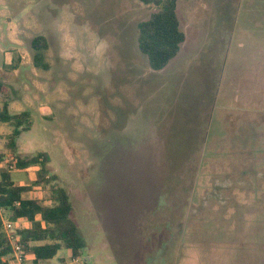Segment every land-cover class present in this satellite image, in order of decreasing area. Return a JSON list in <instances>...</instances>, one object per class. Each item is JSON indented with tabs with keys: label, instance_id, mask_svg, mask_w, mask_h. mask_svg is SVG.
<instances>
[{
	"label": "rangeland",
	"instance_id": "obj_1",
	"mask_svg": "<svg viewBox=\"0 0 264 264\" xmlns=\"http://www.w3.org/2000/svg\"><path fill=\"white\" fill-rule=\"evenodd\" d=\"M154 10L0 0L12 53L0 76L10 113L32 121L15 150L0 121V172L32 185L37 168L17 163L47 153L86 241L80 258L63 248L43 264H264V0H178L186 41L158 71L139 48ZM37 36L48 69L34 63ZM50 195L44 184L26 194Z\"/></svg>",
	"mask_w": 264,
	"mask_h": 264
},
{
	"label": "trees",
	"instance_id": "obj_2",
	"mask_svg": "<svg viewBox=\"0 0 264 264\" xmlns=\"http://www.w3.org/2000/svg\"><path fill=\"white\" fill-rule=\"evenodd\" d=\"M152 5L155 10L150 18L139 23V48L148 57L150 67L155 70L166 68L178 55L186 34L181 29L178 11V0H139ZM35 51L36 67L48 69L44 62V51L47 41L44 36H37L32 41ZM8 87L0 82V94L3 95V109L0 110V121L15 127L9 135V148L15 150L16 139L23 131L32 128L29 112L11 114L9 112ZM50 157L45 152L21 159L18 169L36 167L38 177L30 185L16 184L10 169L0 172V264H9L11 246L4 230L3 216L12 222L25 220L29 224L21 227V242L28 254L33 255L35 264H43L54 259L60 250L71 251L74 259H78L86 248V241L72 218L73 204L68 191L58 183L56 174L50 175L48 163ZM41 184L49 185L51 195L48 200L27 197L33 187Z\"/></svg>",
	"mask_w": 264,
	"mask_h": 264
},
{
	"label": "built area",
	"instance_id": "obj_3",
	"mask_svg": "<svg viewBox=\"0 0 264 264\" xmlns=\"http://www.w3.org/2000/svg\"><path fill=\"white\" fill-rule=\"evenodd\" d=\"M13 168V165L11 166ZM4 230L8 237L11 246V260L9 264H25L28 257V252L25 250V246L21 242V236L19 229L21 228L17 222L7 220L3 216Z\"/></svg>",
	"mask_w": 264,
	"mask_h": 264
},
{
	"label": "crops",
	"instance_id": "obj_4",
	"mask_svg": "<svg viewBox=\"0 0 264 264\" xmlns=\"http://www.w3.org/2000/svg\"><path fill=\"white\" fill-rule=\"evenodd\" d=\"M12 33V32H11ZM10 33V34H11ZM10 34H8V35H10ZM8 38H11L10 36L8 37ZM3 42H5V32H1L0 33V54L2 55V54H4V59H2V57H1V55H0V63L2 64V65H0V70H3V67H5V59H6V63L7 64H10L11 63V61H9V58H10V55L12 54L11 52H5V46H3ZM253 42H258V41H253ZM20 69V68H19ZM19 69L16 67L15 68V71H14V74L15 75H17L18 74V71H19ZM0 78L2 79V80H4V81H0V82H2V83H4L7 87H8V89H9V86L7 85L8 83H12V81L11 80H6L4 77H2V76H0ZM0 79V80H1ZM8 94H10V91H9V93ZM0 96H1V98H2V102H4V96L3 95H1L0 94ZM9 95H7V97H8ZM10 107H11V99H10V96H9V112H10ZM25 112V111H24ZM22 113V112H21ZM19 114V113H18ZM17 184V183H16ZM19 185H27V184H19ZM28 197V196H27ZM31 198V197H30ZM0 212L1 213H3L2 212V210H0ZM5 218V217H4ZM23 221H25V220H19L17 223H18V225H19V223L20 222H23ZM27 222V221H26ZM29 225V224H28ZM27 227V226H26ZM234 231V228H232L231 229V231L230 232H233ZM229 232V234H231ZM232 235V234H231ZM241 238H243V237H241ZM230 243V242H229ZM245 243H247V242H242L241 244H239L240 246H242V244L243 245H245L247 248V251L248 250H251L250 249V247H249V243H247V244H245ZM260 245H262L261 243H258V244H253V249L252 250H261L262 249V247H260ZM232 246V245H231ZM236 247H239V246H236ZM241 248V247H240ZM34 258V257H33ZM35 264V263H34Z\"/></svg>",
	"mask_w": 264,
	"mask_h": 264
}]
</instances>
